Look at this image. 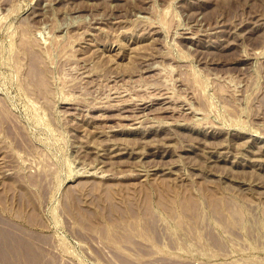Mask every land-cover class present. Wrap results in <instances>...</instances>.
Instances as JSON below:
<instances>
[{
    "label": "rangeland",
    "instance_id": "374dc122",
    "mask_svg": "<svg viewBox=\"0 0 264 264\" xmlns=\"http://www.w3.org/2000/svg\"><path fill=\"white\" fill-rule=\"evenodd\" d=\"M0 241L264 264V0H0Z\"/></svg>",
    "mask_w": 264,
    "mask_h": 264
},
{
    "label": "bare ground",
    "instance_id": "6f19581e",
    "mask_svg": "<svg viewBox=\"0 0 264 264\" xmlns=\"http://www.w3.org/2000/svg\"><path fill=\"white\" fill-rule=\"evenodd\" d=\"M9 238V237H8ZM15 239V238H14ZM16 240V239H15ZM1 242V241H0ZM6 242V241H5ZM1 244V243H0ZM18 244V243H17ZM18 245H20V244H18ZM4 246V245H3ZM7 246H8V244H7ZM10 246V245H9ZM13 246V245H12ZM21 246V245H20ZM23 246V245H22ZM31 247V246H30ZM1 249H2V247H0ZM7 248H9V247H7ZM17 248V247H16ZM21 248V247H20ZM23 248V247H22ZM25 248V247H24ZM10 249H12V247L10 248ZM3 250V249H2ZM25 250H27V249H25ZM22 251H24V250H22ZM13 252V251H12ZM30 253V252H29ZM3 254V253H2ZM1 254V255H2ZM3 256V255H2ZM22 256V255H21ZM33 256V255H32ZM25 257V256H24ZM26 258V257H25ZM4 259V258H3ZM28 259V258H27ZM5 260V259H4ZM7 261V260H6ZM39 261V260H38ZM11 262V261H10Z\"/></svg>",
    "mask_w": 264,
    "mask_h": 264
}]
</instances>
